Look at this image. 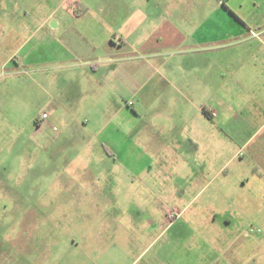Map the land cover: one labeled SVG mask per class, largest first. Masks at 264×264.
<instances>
[{
	"label": "crops",
	"instance_id": "1",
	"mask_svg": "<svg viewBox=\"0 0 264 264\" xmlns=\"http://www.w3.org/2000/svg\"><path fill=\"white\" fill-rule=\"evenodd\" d=\"M219 4L0 0V39L14 43L17 55L3 71L15 80L24 67L48 66L58 105L71 101L69 92L96 91L106 112L93 133L85 128L81 150L92 156L97 141L105 155L129 157L134 180L149 174L163 190L146 202L159 204L165 220L173 205H183L192 238L198 215L190 209L206 189L228 208L264 204V0ZM44 128L40 139L56 142L57 131ZM140 157L146 162L137 163ZM93 187L97 195L99 183ZM231 221L226 210L202 220L216 233L213 250L233 247L225 243L238 230L219 229Z\"/></svg>",
	"mask_w": 264,
	"mask_h": 264
},
{
	"label": "rangeland",
	"instance_id": "2",
	"mask_svg": "<svg viewBox=\"0 0 264 264\" xmlns=\"http://www.w3.org/2000/svg\"><path fill=\"white\" fill-rule=\"evenodd\" d=\"M1 39L0 264H264V204L228 208L214 203L206 189L190 209L198 215L195 237L180 204L171 207L181 216L167 230L165 216L156 214L159 204L144 199L163 196L149 174L134 180L129 157L118 161L105 155L97 141L92 156L81 150L87 142L85 128L93 133L106 112L97 92H69L70 102L53 103L49 67L40 72L24 67L22 75L11 79L3 64L17 56L16 46ZM81 94L88 98L81 101ZM44 113L50 118L39 123ZM44 127L57 131L56 142L40 139ZM136 162L145 163L146 157ZM113 173L118 183L103 187L101 182ZM225 210L232 225L219 229L238 230L225 243H234L227 252L213 250L216 233L202 225L204 218Z\"/></svg>",
	"mask_w": 264,
	"mask_h": 264
},
{
	"label": "built area",
	"instance_id": "3",
	"mask_svg": "<svg viewBox=\"0 0 264 264\" xmlns=\"http://www.w3.org/2000/svg\"><path fill=\"white\" fill-rule=\"evenodd\" d=\"M46 118H47V114L46 113L41 115V119H46ZM179 216H180V211H178L177 209H175L173 211H170L167 214L166 222L168 223V225H171L173 223V221H175Z\"/></svg>",
	"mask_w": 264,
	"mask_h": 264
}]
</instances>
